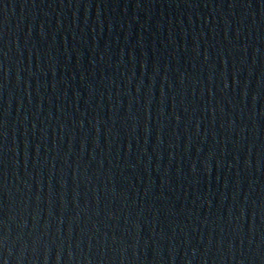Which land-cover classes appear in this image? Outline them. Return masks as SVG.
<instances>
[{
  "label": "water",
  "instance_id": "obj_1",
  "mask_svg": "<svg viewBox=\"0 0 264 264\" xmlns=\"http://www.w3.org/2000/svg\"><path fill=\"white\" fill-rule=\"evenodd\" d=\"M0 264H264V0H0Z\"/></svg>",
  "mask_w": 264,
  "mask_h": 264
}]
</instances>
